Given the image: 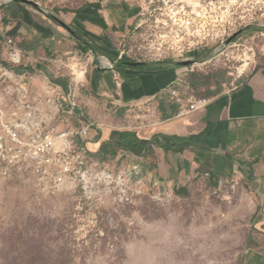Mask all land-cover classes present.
<instances>
[{
	"label": "rangeland",
	"instance_id": "rangeland-1",
	"mask_svg": "<svg viewBox=\"0 0 264 264\" xmlns=\"http://www.w3.org/2000/svg\"><path fill=\"white\" fill-rule=\"evenodd\" d=\"M33 1L64 24L63 15L74 13L85 4L84 0ZM141 2L134 0L138 14L135 30L140 23ZM73 28V33L79 35L78 29ZM256 32H245L242 48L225 50L214 61H210L211 50L200 51L193 55L199 66L180 68L188 75L194 97L211 102L264 70V36ZM143 35L147 37V33ZM112 41L120 54H126V62L150 66L176 64L153 60L148 43L141 37L131 40L113 34ZM75 50L73 55L61 57L81 82L85 73L89 76V62L85 52L83 57ZM102 58L97 56L91 68L107 72L109 68ZM245 71L246 75L241 77ZM58 85L65 90L71 88L69 83ZM161 98L138 110L147 117L142 122L155 125L157 121L179 116L181 107L168 105L170 99ZM148 179L143 160L120 155L101 159L96 170H88V186L78 190L46 191L27 181L0 183V264L198 262V258L188 257L190 248L185 243H203L196 249L197 254L203 255L208 251L207 243L219 241L215 236L232 232L241 249L253 220L259 217L257 199L245 184L199 179L190 188V198L183 199L169 189L154 188Z\"/></svg>",
	"mask_w": 264,
	"mask_h": 264
},
{
	"label": "crops",
	"instance_id": "crops-1",
	"mask_svg": "<svg viewBox=\"0 0 264 264\" xmlns=\"http://www.w3.org/2000/svg\"><path fill=\"white\" fill-rule=\"evenodd\" d=\"M84 1L76 12L61 18L71 31L43 9L16 1L0 3V65L12 67L8 47L12 40L24 57L19 75H31L36 85L74 82L79 102L100 126V138L89 149L101 157L102 147L108 146L143 160L154 188L174 194L185 189L191 194L192 184L199 179L245 184L257 199L259 217L253 220L242 248L234 233H219L215 236L219 241L207 243L203 255L196 250L203 243H185L190 248L188 257L199 261L184 264H264V70L214 97L203 111L183 116L180 112L172 120L147 125L142 122L147 117L138 110L161 97L170 99L168 105H176L169 90L177 82L189 86L188 75L172 63L142 68L124 65L126 59H121L112 35L129 39L134 34L138 17L134 0ZM72 50L87 55L89 76L85 73L84 81L79 82L72 66L62 61V54L73 55ZM97 56L108 60L114 70L91 68ZM116 76L124 84L120 97Z\"/></svg>",
	"mask_w": 264,
	"mask_h": 264
},
{
	"label": "built area",
	"instance_id": "built-area-1",
	"mask_svg": "<svg viewBox=\"0 0 264 264\" xmlns=\"http://www.w3.org/2000/svg\"><path fill=\"white\" fill-rule=\"evenodd\" d=\"M141 3L140 23L129 39H144L149 56L157 62H196L193 55L204 50L213 52L214 61L225 50L242 48L246 31L264 36V0ZM8 47L12 67L0 65V183L27 181L46 191L87 187L88 170H96L101 162L89 149L100 138V126L79 102L74 82L69 90L51 81L36 85L31 75L17 73L24 67V57L15 42L10 40ZM125 55L121 53L122 60ZM245 75L246 71L241 77ZM116 84L120 97L124 84L119 76ZM190 93L182 82L169 90L182 116L203 111L211 103Z\"/></svg>",
	"mask_w": 264,
	"mask_h": 264
},
{
	"label": "water",
	"instance_id": "water-1",
	"mask_svg": "<svg viewBox=\"0 0 264 264\" xmlns=\"http://www.w3.org/2000/svg\"><path fill=\"white\" fill-rule=\"evenodd\" d=\"M15 1L19 2V3L27 4V5L34 7V8H39V5L36 4L35 1H33V0H12L10 2H15ZM55 20H57L60 24H63L59 19L55 18ZM241 34H243V32H240L239 34H236L233 38H231L228 41V45H230ZM124 65L127 67H130V68H142V67L147 66L146 64L132 63V62H126ZM175 65L179 68H192V67H195L197 65V62H181V63H176Z\"/></svg>",
	"mask_w": 264,
	"mask_h": 264
},
{
	"label": "trees",
	"instance_id": "trees-1",
	"mask_svg": "<svg viewBox=\"0 0 264 264\" xmlns=\"http://www.w3.org/2000/svg\"><path fill=\"white\" fill-rule=\"evenodd\" d=\"M96 10H99L100 9V7H98V6H95L94 7ZM66 29H68V30H70V28L69 27H67L65 24H62ZM71 31V30H70ZM74 34V33H73ZM75 35V34H74ZM79 40H81V37L79 36V35H75ZM93 52H95L94 50H93ZM109 156H111V157H115V154H114V152L108 147V146H103L102 147V150H101V157H102V160L104 161V160H106ZM175 195H176V197H179V198H185V199H187V198H190V196H191V194H190V192L189 191H187V190H185V189H182V190H180V191H175Z\"/></svg>",
	"mask_w": 264,
	"mask_h": 264
},
{
	"label": "bare ground",
	"instance_id": "bare-ground-1",
	"mask_svg": "<svg viewBox=\"0 0 264 264\" xmlns=\"http://www.w3.org/2000/svg\"><path fill=\"white\" fill-rule=\"evenodd\" d=\"M10 1H12V0H3V2H10ZM103 64H104V66H105L106 68H111V67H112L111 63H110L108 60H105V59H104ZM243 73H244V72H243Z\"/></svg>",
	"mask_w": 264,
	"mask_h": 264
}]
</instances>
